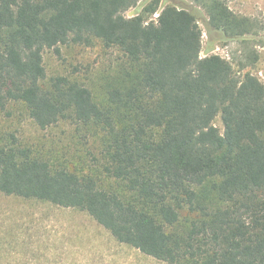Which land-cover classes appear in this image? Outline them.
Listing matches in <instances>:
<instances>
[{
    "label": "trees",
    "instance_id": "trees-1",
    "mask_svg": "<svg viewBox=\"0 0 264 264\" xmlns=\"http://www.w3.org/2000/svg\"><path fill=\"white\" fill-rule=\"evenodd\" d=\"M140 1L0 0V192L84 211L168 264H264V81L202 56L201 18L189 9L170 4L149 22L154 0L127 17ZM200 1L210 44L264 46L262 20L228 0ZM96 41L120 53L103 99L71 76L47 80L46 49ZM20 106L40 129L69 121L80 165L1 125Z\"/></svg>",
    "mask_w": 264,
    "mask_h": 264
},
{
    "label": "rangeland",
    "instance_id": "rangeland-1",
    "mask_svg": "<svg viewBox=\"0 0 264 264\" xmlns=\"http://www.w3.org/2000/svg\"><path fill=\"white\" fill-rule=\"evenodd\" d=\"M153 1L141 0L125 15L133 17ZM228 3L235 13L264 22V0H228ZM170 4L189 9L201 18L204 30L202 56L219 54L234 63L238 76L250 71L264 81V46L251 40L246 43L214 41L210 44L205 29L208 15L200 0H160L158 11L147 14L148 21L156 20L161 10ZM247 55L249 61L246 60ZM119 61L120 53L104 49L99 41L90 46L63 45L60 54L53 49L44 51L47 80L57 75L79 79L87 83L97 99L105 97L106 78L111 74L110 68ZM240 61L246 64L245 68L242 69ZM15 110L11 117L2 119L1 125L17 130L26 143L35 146L45 157L76 165L84 160L83 147L69 121L40 129L23 106ZM215 125L223 132L220 116L216 118ZM0 236L4 237L0 242V259L8 264L30 261L34 264H168L117 242L84 211L27 201L1 192Z\"/></svg>",
    "mask_w": 264,
    "mask_h": 264
},
{
    "label": "built area",
    "instance_id": "built-area-1",
    "mask_svg": "<svg viewBox=\"0 0 264 264\" xmlns=\"http://www.w3.org/2000/svg\"><path fill=\"white\" fill-rule=\"evenodd\" d=\"M158 15H159V14H158ZM158 15H157V16H158Z\"/></svg>",
    "mask_w": 264,
    "mask_h": 264
}]
</instances>
